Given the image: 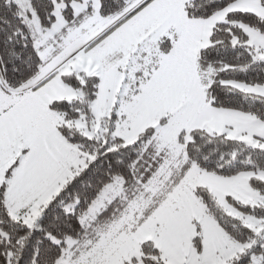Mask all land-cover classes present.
Masks as SVG:
<instances>
[{"label": "snow or ice", "instance_id": "1", "mask_svg": "<svg viewBox=\"0 0 264 264\" xmlns=\"http://www.w3.org/2000/svg\"><path fill=\"white\" fill-rule=\"evenodd\" d=\"M0 264H264V0H0Z\"/></svg>", "mask_w": 264, "mask_h": 264}]
</instances>
